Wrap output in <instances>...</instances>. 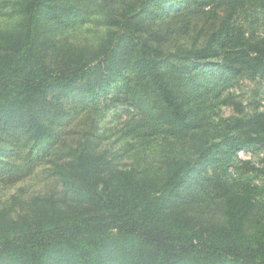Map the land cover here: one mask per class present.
Returning a JSON list of instances; mask_svg holds the SVG:
<instances>
[{
	"label": "trees",
	"instance_id": "obj_1",
	"mask_svg": "<svg viewBox=\"0 0 264 264\" xmlns=\"http://www.w3.org/2000/svg\"><path fill=\"white\" fill-rule=\"evenodd\" d=\"M251 4L264 8V0L127 3L121 15L107 20L114 30L105 35L94 54L84 48L65 52L62 67L56 70L48 62L56 46L45 36L57 25L60 14L71 13L72 7L60 0H13L12 15L20 20L0 30V122L14 125L16 131L22 121L24 126L29 124L38 142L52 133L41 121L51 93L79 88L99 98L125 80L131 68L144 80L146 91L164 105L165 122L180 131L189 130L191 109L164 68L173 66L171 75L177 78L191 68H202L203 63L222 74L263 71L264 40L250 43L233 25L239 10ZM172 9H195L218 24L204 45L168 51L164 40L169 30L160 25L152 33L143 18L161 20ZM219 12L223 17L219 18ZM257 120L264 129L262 118ZM255 132L243 145L228 151L219 142L200 145L195 158L169 164L161 187L136 169L111 172L105 155L84 146L70 149V163L59 167L57 174L65 193L82 211L19 220L0 212V264H264L260 186L251 180L230 182L217 176L215 187L225 197L224 223L214 230L197 229L176 208L173 195L181 188H195L202 172L232 152L237 154L238 148H246L244 144L264 146V134L259 129ZM231 137L237 138L227 134L225 141Z\"/></svg>",
	"mask_w": 264,
	"mask_h": 264
},
{
	"label": "rangeland",
	"instance_id": "obj_2",
	"mask_svg": "<svg viewBox=\"0 0 264 264\" xmlns=\"http://www.w3.org/2000/svg\"><path fill=\"white\" fill-rule=\"evenodd\" d=\"M137 1L60 0L72 11L64 10L53 29L48 25L47 31L51 28V32L45 37L56 46L49 54L50 66L59 70L65 52L77 48L94 54L105 35L114 30L107 20L121 15L127 3ZM12 6L13 0H0V30L19 22L20 18L12 15ZM223 15L218 14L219 18ZM160 19L147 17L143 22L152 33L160 25L169 30L164 40L168 51L204 45L218 24L195 9H172ZM233 25L250 43L264 40V8L246 6L239 10ZM201 66L183 72L182 78L171 75L175 72L173 66L164 68L181 100L191 109L193 126L186 131L165 122L164 105L146 91L144 80L131 68L125 80L102 92L99 98H91L79 88L51 93L41 121L52 133L38 142L29 124L24 126L22 121L16 131L14 125L0 122V212L19 220L49 213L70 216L82 211L65 193L57 174L59 167L70 163L67 152L72 148L84 146L103 154L111 172L136 169L141 177L161 187L169 164L195 158L200 145L219 142L221 149L228 151L255 136V129L264 134L257 120L261 117L264 124V70L257 75L246 71L234 75L222 74L208 63ZM227 134L237 138L225 141ZM244 145L246 148H238L237 154L232 152L202 172L195 188H181L173 194L176 208L190 217L197 229L214 230L224 223L225 197L215 187L217 176L230 182L251 180L262 188L259 200L264 203V146Z\"/></svg>",
	"mask_w": 264,
	"mask_h": 264
}]
</instances>
